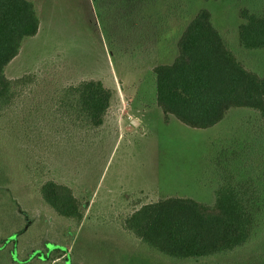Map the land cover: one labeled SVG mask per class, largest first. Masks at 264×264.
<instances>
[{
	"label": "rangeland",
	"instance_id": "rangeland-1",
	"mask_svg": "<svg viewBox=\"0 0 264 264\" xmlns=\"http://www.w3.org/2000/svg\"><path fill=\"white\" fill-rule=\"evenodd\" d=\"M32 2L37 33L4 70L9 79H34L0 110V246L6 243L0 262L13 264L14 247L20 259L38 254L46 264H264V195L247 242L213 256L170 259L124 227L134 210L161 198L211 204L226 166L264 191L257 112L233 108L207 129L173 117L166 122L151 70L171 61L178 32L206 9L226 46L264 78V50L245 51L237 42L239 10L264 11V0ZM89 80L110 91L98 126L69 95ZM47 181L68 187L79 201L78 226L43 204L39 189Z\"/></svg>",
	"mask_w": 264,
	"mask_h": 264
},
{
	"label": "trees",
	"instance_id": "trees-1",
	"mask_svg": "<svg viewBox=\"0 0 264 264\" xmlns=\"http://www.w3.org/2000/svg\"><path fill=\"white\" fill-rule=\"evenodd\" d=\"M239 19V48L264 50V11L252 13L241 8ZM38 25L32 0H0V110L13 104L19 88L33 82L30 75L9 79L4 70L23 41L36 35ZM174 46L176 54L169 63L152 67L155 103L164 121L173 117L187 127L207 129L224 120L231 109L242 108L257 112L264 125V78L248 70L226 46L206 9L198 10L185 24ZM69 95L78 113L92 126L102 123L110 91L100 81H82L70 89ZM39 194L58 217L75 227L81 222L79 201L68 187L47 181ZM263 195L261 188L239 179L226 166L219 171V185L211 204L190 198H161L134 210L124 220V227L147 249L170 259L213 256L247 242L258 198ZM5 244L0 246V256H4ZM10 258L13 264L49 261L38 254L20 259L14 247Z\"/></svg>",
	"mask_w": 264,
	"mask_h": 264
},
{
	"label": "crops",
	"instance_id": "crops-1",
	"mask_svg": "<svg viewBox=\"0 0 264 264\" xmlns=\"http://www.w3.org/2000/svg\"><path fill=\"white\" fill-rule=\"evenodd\" d=\"M179 32H180V31H179ZM179 32H178V33H179ZM175 54H176V52H175ZM174 56H175V55H174ZM174 56H173V57H174ZM173 57H172V58H173ZM171 60H172V59H171ZM151 70H152V68H151ZM154 87H155V78H154ZM213 127H214V126H213ZM211 128H212V127H211Z\"/></svg>",
	"mask_w": 264,
	"mask_h": 264
}]
</instances>
